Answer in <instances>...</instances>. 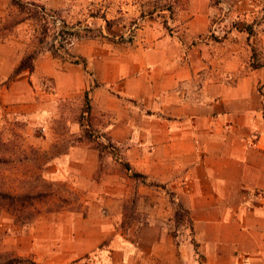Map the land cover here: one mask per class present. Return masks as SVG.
Here are the masks:
<instances>
[{"label":"crops","instance_id":"0c3cea01","mask_svg":"<svg viewBox=\"0 0 264 264\" xmlns=\"http://www.w3.org/2000/svg\"><path fill=\"white\" fill-rule=\"evenodd\" d=\"M198 1L176 31L146 22L140 60L95 64L94 105L142 175L134 237L67 212L31 240L38 262L66 264L108 240L114 264H195L198 252L204 264H264V69L250 65L246 31L236 43L205 37L212 7ZM50 74L61 95L86 86L78 67ZM172 199L187 211L177 235ZM2 246L17 250L18 236Z\"/></svg>","mask_w":264,"mask_h":264},{"label":"rangeland","instance_id":"374dc122","mask_svg":"<svg viewBox=\"0 0 264 264\" xmlns=\"http://www.w3.org/2000/svg\"><path fill=\"white\" fill-rule=\"evenodd\" d=\"M167 2L173 4L0 0V239L18 236L17 250L0 248V264L15 258L38 262L31 240L50 236L52 224L67 212L105 219L116 225V232L134 237L136 231L130 228L140 218L136 208L142 176L132 168L124 146L108 133V114L94 105L95 64L140 60L147 21L155 18L176 31L195 10L192 0H180L174 3L172 19L169 10L159 7ZM205 2L212 7L205 37L222 44L231 36L230 42L236 43L234 32L246 31L248 41L253 36L250 65L264 64V0ZM200 8L199 2L196 10ZM31 53L36 54L34 70L16 73ZM71 66L84 72L86 86L69 84L72 90L61 95L50 70ZM127 191L122 202L111 200L113 193ZM172 202L174 213H183ZM186 222L185 215L172 233L182 232ZM107 245L108 240L66 264H114ZM195 264H204L200 252Z\"/></svg>","mask_w":264,"mask_h":264},{"label":"trees","instance_id":"16d2710c","mask_svg":"<svg viewBox=\"0 0 264 264\" xmlns=\"http://www.w3.org/2000/svg\"><path fill=\"white\" fill-rule=\"evenodd\" d=\"M180 0H173V4H171L170 2H167V3H162L160 4V8L162 9H167L170 11V17L172 19H174V15H175V8H174V3H179ZM157 7V6H156ZM36 58V54L35 53H31L29 55H27L25 58L22 59V61L20 62V64L18 65V67L16 68V73H19L23 70H30V71H33L34 70V60ZM261 66H264V64H254L253 67L254 68H258V67H261ZM137 175H140V174H137ZM142 176V175H140ZM183 210V209H182ZM185 215H187V211L183 210V213H181L179 210H177L175 212V219L177 222H179L181 220V218ZM15 263H27V264H39L38 262L34 261V260H28V259H25V258H15L11 261H8L7 264H15Z\"/></svg>","mask_w":264,"mask_h":264}]
</instances>
